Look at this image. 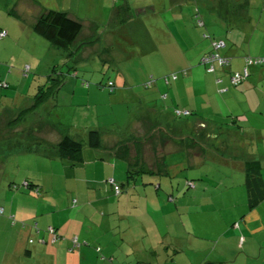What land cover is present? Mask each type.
<instances>
[{"label":"crops","instance_id":"crops-1","mask_svg":"<svg viewBox=\"0 0 264 264\" xmlns=\"http://www.w3.org/2000/svg\"><path fill=\"white\" fill-rule=\"evenodd\" d=\"M129 1L114 0L111 4L109 0L106 12L95 2L91 3L92 0H0V30L6 31L9 40L24 35V41L33 47L38 43L45 46L41 39L47 40L33 30L44 9L64 10L79 20L82 28L71 47L76 52L67 57L65 52L52 50L53 46L47 41L53 57L47 58L46 65L47 68L58 66V60L72 62V76L76 77L72 92L88 101L101 91L90 87L89 81L88 86L83 85L86 79L79 77L77 67L93 58L104 63L114 62L118 45H121L115 35L121 38L134 34L140 56L158 54L164 49L168 56L178 60L171 73L186 72L177 80L165 82L162 79V87L168 85L167 92L158 85L154 88L151 95L161 99V105L150 106L148 95H134L143 108L138 119L152 115L151 128L156 130L165 129L161 125L167 124L170 131L175 121L192 125L191 135L173 134L168 138V146H172L169 155L184 154L185 164L191 168L207 160V149L210 145L217 148L219 142L212 141L221 137L226 143L220 151L225 155L221 157L225 171L216 176L214 184L207 178L215 177L208 172L199 173L203 182L198 188L172 187L167 189L166 199L164 192L158 191L160 185L155 186L156 191L133 185L127 192L114 195L106 180L118 176L116 167L119 165L110 147L115 138L122 137L108 132L106 138L101 133L100 147L85 144L83 162L73 165L59 157L57 144L63 134L59 125L44 114L32 130L36 122L31 116L44 102L36 107L18 105L10 112L20 127L22 139L17 141L23 140V150H26L19 155L37 151L31 150V143L33 139H42L50 149L34 154L59 159L58 163L62 164L59 171L49 170L44 176H62L66 187L78 198L74 197L76 204H72V198L66 206L53 203L46 207L48 186L52 184L44 181L43 176H34L31 187L27 188L31 192H35V186L39 188L41 195L35 197L36 203L19 200L18 193L10 201L6 197L3 207L6 215L0 222L13 230L11 235L0 236V264H202L204 261L264 264V199L249 207L244 185L245 169L252 162L260 167L264 181V65L249 66L248 76L237 86L230 82L231 73L245 66V57H264V0H168L169 9L165 14L152 9L153 21L145 19L147 15H141L144 10L140 11L139 7L136 8L138 13L132 15ZM152 1L142 0L143 3ZM254 2L262 4V9L256 12L245 8L248 4L252 8ZM185 6L191 7L188 8L191 11L185 12ZM87 8H91L93 14L85 13ZM96 8L100 12H96ZM197 10L203 25L194 24L192 14ZM213 38L224 41L220 52L231 57V63L209 73L197 60L211 48ZM193 48H198L197 53L189 52ZM55 56H59L57 60ZM148 82L150 86L156 80L145 83ZM163 93H166L165 99L161 98ZM55 95L56 92L46 102L57 105ZM167 101H171V105H167ZM147 108H151L150 113ZM175 108L189 110L190 115L175 118ZM86 126H81L84 130L78 127L79 130L69 132L85 141L93 125ZM33 131L43 137H33ZM259 146H263L261 151H257ZM166 154V168L170 171ZM172 167L180 168L176 164ZM125 182V185L129 183ZM145 196L154 201L139 205ZM41 200L45 206L40 205ZM32 222H36L38 231ZM50 226L56 229V240L48 231ZM30 236H33L29 238L31 242L26 239ZM74 236L80 244L69 251Z\"/></svg>","mask_w":264,"mask_h":264},{"label":"rangeland","instance_id":"rangeland-1","mask_svg":"<svg viewBox=\"0 0 264 264\" xmlns=\"http://www.w3.org/2000/svg\"><path fill=\"white\" fill-rule=\"evenodd\" d=\"M82 1L84 2L85 0ZM94 2L98 8H104L105 10L103 11L107 12L109 0H92L91 3ZM110 2L112 4L114 0H110ZM167 2L168 0H153L150 3H143L142 0H136L134 2L130 0L129 6L132 15H134L136 11L138 13L136 8L139 7L140 11L144 10V13L141 15H147L145 19L148 17L153 21L155 15H152V9H154L156 13L163 15L167 12V9H169V7H167ZM251 6L252 5L248 4L245 8L256 12L262 9V4L260 3L254 2L252 8ZM98 8H96V12H100ZM188 8L191 9V7L185 6L184 11H191ZM239 8L241 9V7ZM93 12L91 8L85 10V13L89 15L93 14ZM82 13H84V10H82ZM194 21H196V18ZM194 24L196 25V23ZM153 32L154 29H151V33ZM126 33L127 30L125 31V34ZM115 36V39H117L121 45H118V56H116L117 58H115L114 62L104 63L99 59L93 58L82 62V65L77 67L79 77H83L86 81H89L90 87H95L101 91V93H96L95 96H90L89 101L86 100L85 97H76V94L74 95L72 92L75 84L74 80L76 79V77L72 76L74 70L70 68L72 62L64 63L62 60H58V66L53 64L55 66L49 65L50 67L47 68V58L49 56H51V58L53 57V51H49L47 41L41 39L46 45L43 46L38 43L36 47H33V45L24 41L26 39L24 35L15 40L7 39L8 36L0 38V80L5 84V86L0 85V207H4V199L6 200V197L10 201L11 197L16 193L20 195L19 200L24 199L27 203H36L35 197L41 195V192L40 194H36L35 192H31L30 189H25V187L22 186L24 180L33 182L32 178L34 176H43L44 181L52 184L48 186V198L45 199L46 207L53 203L66 206L72 198H78L73 191L66 187L62 176H56V178H50L49 174L46 177L44 176L49 170L59 171L60 163H58L59 159L53 160L46 157H39L34 154L44 149H50V147L47 148L44 145L42 139H33V143H31V150L36 149L37 151H32L31 153L26 152L25 155H19V153L24 154L26 150H23V140H19L20 143L17 141L18 139H22V137L19 136L20 127L15 124L18 120H13L15 115H13L10 110L18 105L27 107L33 104L36 92L39 91L41 86L49 84L48 76L63 77L64 79L63 83L56 91L55 101L57 105H52L49 100L48 102L45 101L46 103L44 102L36 109L35 115L31 116L32 120L34 119L35 122L40 121V116L45 114L52 122H55L54 124L60 126L62 132L66 130L68 132L72 130L77 131L76 129L79 130L78 127L81 128V126L87 127L86 125H93L91 126L92 129L102 131V136L106 138L108 132L115 137H122V139L115 138L110 148L113 150V153L116 151L121 157L123 154H129L135 168L152 169L154 165H157V162H159L163 154L167 153L166 158L169 163L168 166L171 167L170 171L168 170L169 168H166L164 172L149 173L141 171L140 173H135L134 170L127 171V165L117 158V163L120 167H116L118 170L116 175L118 176L115 180L121 184V194L127 192V188L133 185L137 188L150 187L155 190V186L159 184L160 187L158 191L166 193H163L166 199L169 194L167 189L172 187L175 189L177 187L182 189L187 188L186 190L198 188V184H202L203 182L202 178L198 176L199 173L208 172L211 177H215L213 179L207 178L212 184L215 183L213 181H215L216 176L223 174L225 168L221 163V157L225 155H223L224 153L221 154L220 151H223V145L226 143L222 142L223 140L221 137L216 138V140L211 138L214 139L212 142H219V148L210 145L207 149L209 155L207 160L191 168L186 165L187 161H185L184 154H176L175 156L169 155V150L172 149V146H168V138L173 134L181 137L184 135H191L192 125L189 127L184 121H175V127L169 131V134L167 124L161 125L165 129L160 128L156 130V128H151L152 115H145L141 119H138L139 113L143 108H141L142 103H140L138 98H134V95L138 97H146V95H148V104L150 106L163 104L161 99L157 100V98L153 97L151 94L154 92V88H156L157 85L161 86V89L167 92L168 86L164 85L165 87H162V78L165 75L171 74L178 60L168 56L164 49H160L158 54L155 52L140 56L137 49H140V47L136 44L138 43L136 42L137 38H133L134 34L131 35L130 33V35L126 36L128 38L125 36L121 38H118L117 35ZM51 48L52 50H57V52L67 53V51L55 47ZM197 51L198 48H193L189 52L197 53ZM58 57L59 56H55L54 59L57 60ZM196 64L200 66L198 63ZM27 66H29V68ZM152 78L155 79L156 82L145 88L144 83ZM109 80L116 86L113 92L108 91L105 87L100 85ZM24 96L31 97L29 99L31 102L27 98H24ZM171 103V101H167V105H171ZM150 109L151 108L146 109L148 113H150ZM218 117L216 118L218 119ZM64 118L70 122L64 120ZM37 123L38 122L32 125V130L34 126L38 125ZM21 125H23V123H21ZM81 129L84 130V128ZM32 135L33 137H43L42 135L36 134L34 131ZM227 148V150H229V146ZM262 149L263 146H259L257 151H261ZM176 160H180V162L175 163ZM174 164L178 165L181 169L179 168V170H177L175 167H172ZM206 176L208 175L206 174ZM122 177L124 178L121 179ZM186 180L187 182L185 184ZM125 181L129 183L125 185ZM193 184H195V188L188 187ZM42 201L43 200L40 201V205H42ZM153 201L151 197L145 196L144 200L139 202V205L140 203L143 205L151 204ZM5 215V213L0 214V218H5ZM12 230L10 226L0 222L1 237L7 234L11 235L10 231L12 232ZM31 237L33 238V236H30L26 239Z\"/></svg>","mask_w":264,"mask_h":264},{"label":"trees","instance_id":"trees-1","mask_svg":"<svg viewBox=\"0 0 264 264\" xmlns=\"http://www.w3.org/2000/svg\"><path fill=\"white\" fill-rule=\"evenodd\" d=\"M193 15H194L193 16L194 20L196 18V21H194V23H196L197 25V19L200 18L202 20L201 15L198 10L195 13H193ZM81 28H82V23L76 18L72 17L67 11L57 10V9H48V8L44 9L39 14L33 26V30L39 35H41L43 38H45L49 42L50 45H52L55 48L67 51V57H70L76 52V49H72L71 47L73 43L75 42ZM218 39L219 38H213L212 40H218ZM88 42L89 41H86V43ZM211 50H212V46L207 52H204L199 57V60H198L199 63H200V58ZM172 73H178V77H179V74L180 75L183 74V70L172 72ZM74 74L75 76L77 75V73H73V75ZM178 77L176 79H170V80H177ZM162 79L164 80V77ZM63 80H64L63 77L48 76L49 84L41 86L39 91L36 92L32 107L41 105L48 98L52 97L55 94V92L58 90V88L61 86V84L63 83ZM0 82L2 81L0 80ZM109 82H112V81H107L106 83L100 84V85L105 87V89H107L108 91L113 92L116 89V86L113 82H112L113 83L112 86L109 85L108 84ZM82 84L85 86H88V81L83 80ZM144 86L148 87L149 84L144 83ZM165 96H166V93H163L161 95V98L165 99L166 98ZM185 110L186 109L175 108L174 109L175 118L182 119L183 117L190 115L189 110H186L187 111L186 114L178 113L179 111L181 112ZM85 144H87L89 147H92V148L100 147L101 145L100 130L89 129L87 132L85 141H83L77 136L70 134L66 130L63 132L62 137L57 144L59 157L62 160L70 162L73 165L81 164L83 162V148ZM114 153L118 158L122 159L125 162V164L128 167L127 171L134 170L135 173H140L141 171L149 172V173L160 172V171L164 172L167 167L166 162H165V154H163L159 162H157V165H154L152 169H143V168H135V165H133V163L131 162V158L129 154H125V155L123 154V156L121 157L116 153V151H114ZM109 179H112L113 182H110ZM106 182L110 184V187L112 188L114 195L121 194L122 190L120 188V185H121L120 182H117L115 178L113 177H108ZM31 185L32 184L28 180H24V182L22 183V186L25 187V189H27L28 187H31ZM244 185H245L246 192H247V202H248L249 207H253L259 201L264 199V181L261 175V169L258 166V164L252 162L247 165L245 169ZM194 186L195 184H193L190 187H194ZM156 187H159V184H157ZM34 189H35V193L39 194V188L35 186ZM76 202H77L76 199H72V204H76ZM0 214H3V213H0ZM11 219H12V216H11ZM32 225L38 231L36 222L35 223L32 222ZM52 228L54 229V233L56 235L55 239L53 240H56L58 238V235H57V232L55 231L56 229L54 227ZM74 237L77 240V244H78L77 246H79L80 242L78 241L76 236ZM74 237H72V239ZM72 239H71V242H72ZM31 241L32 239H29V242ZM77 246H73L71 243V246L68 248V250L72 251ZM98 249L99 248H97V250ZM202 264H224V263L215 262V261H204Z\"/></svg>","mask_w":264,"mask_h":264},{"label":"built area","instance_id":"built-area-1","mask_svg":"<svg viewBox=\"0 0 264 264\" xmlns=\"http://www.w3.org/2000/svg\"><path fill=\"white\" fill-rule=\"evenodd\" d=\"M197 24L203 25V21L200 18H198ZM5 35H6V31L0 30V37H3ZM211 45H212V50L204 54L200 58V63L205 66V69L208 72H213L218 66L219 67L229 66L231 63V57L222 55L220 53V49L225 45L224 41L222 39L212 40ZM253 64L264 65V57H251V56L245 57V66L243 67V69L241 71H234L231 73V76H230L231 84L233 86H237L238 84H240L248 76L249 66ZM185 72L186 71L183 70V74H185ZM177 77H178V73H171L170 75L164 76V80L165 82H168L170 79H176ZM108 84L112 86L113 83L109 82ZM147 84H149V82ZM0 85L5 86L3 82H0ZM178 113L186 114L187 111L186 110L181 111V112L179 111ZM109 181L113 182L112 179H109ZM2 211H3V207H0V213H2ZM48 231L52 233L53 239H55L56 235L54 233V229L52 227H48ZM72 245L73 246L78 245L75 237L72 239Z\"/></svg>","mask_w":264,"mask_h":264}]
</instances>
